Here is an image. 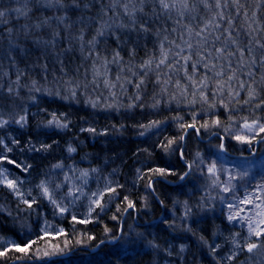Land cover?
<instances>
[{"label":"snow or ice","instance_id":"1","mask_svg":"<svg viewBox=\"0 0 264 264\" xmlns=\"http://www.w3.org/2000/svg\"><path fill=\"white\" fill-rule=\"evenodd\" d=\"M262 7L264 0L251 5L242 0H0V186L17 201L15 215L6 205L0 210L7 211L24 241L0 236V257L15 250L27 254L23 264H31L40 255L39 249L29 250L34 235L50 234L49 206L53 215L82 225L102 222L115 207L114 228L104 224V235L89 245L104 252L97 264H137V257L149 254L158 258L153 264H256L257 256L264 264V151L257 155L256 148L264 143ZM109 41L116 45L111 52L101 47ZM149 43L151 52L137 61L138 49ZM130 87L135 91L128 95ZM42 102L93 118L101 112L144 117L133 127L145 146L132 154L151 157L159 150L165 163L147 167L163 180L148 178L139 209L127 182L116 179L120 153L81 155L85 141L78 136L61 144L74 127L72 113L41 107ZM245 108L260 115L238 119L236 113ZM81 119L87 127L80 126V132L108 138L109 128L98 132L91 120ZM173 125L176 130L169 134ZM126 130L123 123L111 128ZM193 136L201 144L207 136L208 143L191 151ZM233 141L248 147L236 148ZM234 148L239 156L230 159ZM236 160L246 163L238 166ZM85 163L88 167L81 166ZM135 172L136 180L143 179L142 169ZM173 174L187 198L172 199L169 209L156 185L169 183L166 178ZM197 191L202 194L193 200ZM152 202L163 214L141 222L152 215ZM78 208H86V214L78 216ZM32 216L37 219L29 222ZM128 217L133 220L126 227ZM236 222L246 228L244 235L232 231ZM84 236L81 232L76 242L97 240L90 230L87 241Z\"/></svg>","mask_w":264,"mask_h":264},{"label":"trees","instance_id":"2","mask_svg":"<svg viewBox=\"0 0 264 264\" xmlns=\"http://www.w3.org/2000/svg\"><path fill=\"white\" fill-rule=\"evenodd\" d=\"M242 2H246L249 5L256 2L259 3V0H242ZM258 15L260 16L262 22H264V7L261 8ZM115 43L112 41H109L107 45H102V48H107L109 52L115 47ZM153 45L151 43L148 44L147 49H144L141 47L138 49L136 60L139 61L142 58H147V55L149 52H151ZM158 54V53H157ZM75 59V58H74ZM125 60H127V56H125ZM76 63H79V60H76ZM75 65H73L74 67ZM23 67V65H21ZM87 67V65H85ZM81 72H83V68L81 69ZM90 75V73H89ZM51 79V76L49 77ZM135 91L134 88H129L128 95H131ZM148 92H151V88L148 89ZM107 91H104V96L106 95ZM95 95V94H94ZM121 100H124L127 103L126 97L121 96ZM67 103V102H64ZM41 107H49L50 110H55L59 108L60 111H69L72 113V119L74 127L68 132L66 136L61 137V144H63V141L65 139H71L73 136H78L80 141H85V146L83 147L81 151V155L84 152H89L93 154H98L101 157L105 156H112L113 151L116 150L120 153V155L123 157V162L119 163V166L121 168V174L116 177V179H119L121 183L127 182L128 190L133 194L132 198L136 199L138 201V209L140 207L139 205V198L141 195L144 194V188L148 182V178L151 176L154 181L163 180V178H160L152 173H149L146 171L148 166H155L156 164L163 165L165 163V160L161 159V156L159 154V150H156V153L152 155L151 157L146 156L144 153H140L139 157L134 156L132 153L138 148L143 147L141 141L144 139L142 137L136 136V129L133 127V125L141 119H144V117H141L139 115H136L134 118L132 117H126L122 115L121 113H112V114H105L104 112H101L98 116L93 118L92 116H89L85 112H79L77 113L75 108L69 109L64 107L62 104H52L48 105L47 103H41ZM32 112H37L38 109L32 108ZM179 111V110H178ZM176 113H171L170 115H175ZM181 115H185V118H187V113L180 111ZM237 118L241 116L248 115L250 118L252 115H260V112L257 110L255 113H249L248 109L245 108L243 111L236 113ZM81 117H85L89 120H91L92 124L97 128V131L99 132L101 129H104L105 127L109 128V134L108 138H105L103 135H96L94 136L92 133L88 132H80L79 127L84 126L87 127V125L84 124ZM222 120L225 119L224 116L221 117ZM123 123L127 126V130L123 132H113L111 131L112 125H116L117 129H119L120 124ZM35 126V121H33V127ZM176 130L175 125L172 126V128L169 129V134L174 132ZM191 132V130H189ZM264 135V134H261ZM208 143V137L204 136V142L203 144L199 143L196 138L193 136L188 141V149L191 151H195L197 146H199L201 149L204 148V146ZM236 148H244L247 149V145H240L238 142L233 141L232 142ZM255 143V142H254ZM257 155L260 154V150L264 149V143L257 144ZM233 152V158L238 157L239 153L234 149H232ZM62 153V149H58L56 155H60ZM244 155H248V151L245 150ZM79 159V157H78ZM170 163L174 164L177 168L180 167V164L176 161L175 158H172L170 160ZM82 167H88V164L85 163L81 165ZM117 165H111V167H116ZM109 168V170H110ZM140 168L144 171L143 179L136 180V172L135 169ZM167 181L169 183H157L156 187L159 190L163 189V195L165 196V203L168 206L169 209L172 207V199H186V195H181L179 188L177 187V179L176 175L173 174L171 176H168ZM194 179L197 181L198 184H203L204 181H201L199 177H194ZM135 181L136 187H131L132 183ZM95 187V184L92 185ZM202 194V191H197L195 193V196L192 197L193 200H196L200 197ZM215 192H212L211 195H215ZM151 200V197H149ZM16 198L12 196L10 191L3 186H0V206L6 205L7 210L13 211V214L15 215V209H16ZM21 209H24L26 206L23 204H20L19 206ZM121 207H123V204H121ZM47 211V227L46 230L50 233L48 236H43V234H40V238H36L35 235L33 236L34 239H36V243L33 244L32 248L29 250V253L35 252L37 249H39L40 255L36 256L35 259L32 260L31 264H97L98 261L105 259L104 252L99 250H93L90 248L89 245H94L97 243V241L101 238V236L104 235L103 231V225L108 224L110 228H114L115 222L111 221V215L112 212H115V207H113L112 212L108 214V216L104 217L103 221L100 223H94V224H79L74 223L71 221L70 218H64L63 216L53 215L51 213L50 206L46 209ZM131 211V210H130ZM151 213L150 216H145L144 220L141 222H145L149 219H157L159 218L163 213L161 210V207L156 204L155 202H152L151 205ZM86 214V208H83L82 213L77 212V215H83ZM29 219V222L35 221L37 218L35 216H32ZM133 220V217H128L125 220V226L127 227L128 224H131ZM34 229H36L37 232H39V228H36L35 225H33ZM40 227H44V214H41L40 218ZM65 229V234H59L56 233L59 232V229ZM91 231L93 233L97 240L90 241L85 244H78L76 241L80 239L81 232L85 233L84 239L87 241V234ZM232 231H240L242 235L245 234V231L236 226L232 228ZM0 236L2 237H8L9 239H16L19 242L23 243L24 241L17 236V229L13 227V221L12 218L7 215V211L0 210ZM68 240L69 243L67 245V248H65V240ZM56 245H59V248L65 249L63 252H61L58 248L54 247ZM106 251V250H105ZM196 249H193V252H196ZM48 252L50 255H43V253ZM25 253H18L15 250L8 252L6 256L0 257V264H23L24 259L26 258ZM158 259L152 254L144 255L137 257V264H153V262ZM189 259H192V256H189ZM260 260L256 258V264H259ZM194 264H199L198 261H194ZM207 264V262H205Z\"/></svg>","mask_w":264,"mask_h":264},{"label":"rangeland","instance_id":"3","mask_svg":"<svg viewBox=\"0 0 264 264\" xmlns=\"http://www.w3.org/2000/svg\"><path fill=\"white\" fill-rule=\"evenodd\" d=\"M113 74H115V70H114V72H113ZM106 95H107V93H106ZM261 151H264V149H261L260 150V152ZM230 159H235V157L233 158H230ZM246 162L245 161H243V160H236V164L238 165V166H242V165H244ZM229 166H231V164L229 165ZM241 196H243V190H241ZM226 195H231V194H226ZM259 195V194H258ZM241 207L242 208H244V209H246V210H248V211H251V210H253V206L252 205H241ZM82 210H83V208H78L77 209V212H80V213H82ZM243 214H247V213H242V215ZM236 226H238V227H240V228H242L241 226H240V224H239V222H236ZM244 231H245V233H246V228H242ZM257 259H259L260 260V257L259 256H257L256 257Z\"/></svg>","mask_w":264,"mask_h":264}]
</instances>
